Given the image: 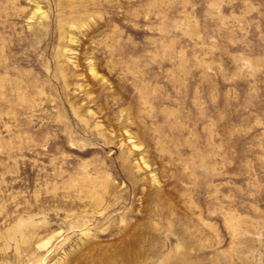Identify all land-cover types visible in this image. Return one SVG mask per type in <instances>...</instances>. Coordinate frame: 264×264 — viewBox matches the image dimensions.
<instances>
[{"label":"rangeland","instance_id":"rangeland-1","mask_svg":"<svg viewBox=\"0 0 264 264\" xmlns=\"http://www.w3.org/2000/svg\"><path fill=\"white\" fill-rule=\"evenodd\" d=\"M0 264H264V0H0Z\"/></svg>","mask_w":264,"mask_h":264}]
</instances>
